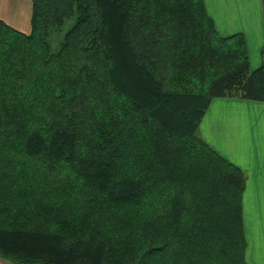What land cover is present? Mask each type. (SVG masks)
Here are the masks:
<instances>
[{
    "label": "trees",
    "instance_id": "16d2710c",
    "mask_svg": "<svg viewBox=\"0 0 264 264\" xmlns=\"http://www.w3.org/2000/svg\"><path fill=\"white\" fill-rule=\"evenodd\" d=\"M30 25L0 18V258L250 264L246 175L200 135L214 98L264 101L243 34L204 0H32Z\"/></svg>",
    "mask_w": 264,
    "mask_h": 264
},
{
    "label": "crops",
    "instance_id": "0c3cea01",
    "mask_svg": "<svg viewBox=\"0 0 264 264\" xmlns=\"http://www.w3.org/2000/svg\"><path fill=\"white\" fill-rule=\"evenodd\" d=\"M204 4L221 36L243 34L250 69L264 65V0H204ZM31 12L30 0H0V18L8 23L29 24ZM200 135L246 175V260L264 264V101L214 98L201 121ZM0 264L16 263L0 258Z\"/></svg>",
    "mask_w": 264,
    "mask_h": 264
},
{
    "label": "rangeland",
    "instance_id": "374dc122",
    "mask_svg": "<svg viewBox=\"0 0 264 264\" xmlns=\"http://www.w3.org/2000/svg\"><path fill=\"white\" fill-rule=\"evenodd\" d=\"M30 1H31V7H32V0H30ZM74 21H75V17L73 16V18L67 19L62 26H54L51 28L52 30H51L50 40H51V43H52L54 48H56L58 46V44H59L61 38L63 37L64 33L73 25ZM10 24H12L16 28L23 30L25 32H29L31 29L30 23L25 24L22 22L13 21V23H10Z\"/></svg>",
    "mask_w": 264,
    "mask_h": 264
}]
</instances>
